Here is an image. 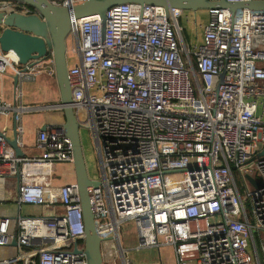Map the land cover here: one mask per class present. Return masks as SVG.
<instances>
[{"label": "built area", "instance_id": "built-area-1", "mask_svg": "<svg viewBox=\"0 0 264 264\" xmlns=\"http://www.w3.org/2000/svg\"><path fill=\"white\" fill-rule=\"evenodd\" d=\"M47 1L68 8L86 0ZM205 11L201 37L188 45L178 24L184 11L176 8L165 16L160 6L113 5L103 32L98 15L70 21L77 57L66 69L71 108L90 133L100 172L98 189L87 197L96 234L115 240L121 264L123 222L134 224L137 249L169 246L175 264H264V157L252 162L264 147V12ZM41 68L0 52V75L32 80ZM22 111L0 100V117L16 124ZM4 137L2 127L0 178L17 175L18 164H72L60 126L37 131L36 157H13ZM58 195L59 213L0 218V249L13 251L0 264H86L76 184L61 186ZM23 205H43L42 189L19 185L17 210Z\"/></svg>", "mask_w": 264, "mask_h": 264}, {"label": "water", "instance_id": "water-1", "mask_svg": "<svg viewBox=\"0 0 264 264\" xmlns=\"http://www.w3.org/2000/svg\"><path fill=\"white\" fill-rule=\"evenodd\" d=\"M122 3L160 6L163 8L165 16H167L168 8L189 12L227 9L230 14L241 8L264 12V0L248 3H229L226 0L213 3L202 0H86L79 5L68 8L53 6L47 0H0V52H12L19 65L33 67L50 57L54 66L56 82L59 87V105L64 118V123L60 125V128L70 142L72 149V165L84 227L82 245L86 264L102 263L100 245L103 239L96 234L93 214L87 197V192L90 189L97 190L100 183L88 179L84 168L78 134L81 127L77 123L71 108V91L66 79L65 38L69 32L71 19L91 15L99 16L101 32H103L105 11L113 5ZM22 6L29 10L24 11ZM20 71L25 73L23 69ZM221 76L222 73L219 74V79ZM12 81L15 89L20 79L13 76ZM15 128L16 124L12 118L11 139L4 137V140L13 151L14 156L22 158L23 154L16 143ZM45 129L46 127H41L39 131ZM260 153L264 157V147ZM245 179L251 187H258V183L249 176H245ZM11 246H15L14 240L11 241ZM73 252H76L75 248Z\"/></svg>", "mask_w": 264, "mask_h": 264}, {"label": "crops", "instance_id": "crops-1", "mask_svg": "<svg viewBox=\"0 0 264 264\" xmlns=\"http://www.w3.org/2000/svg\"><path fill=\"white\" fill-rule=\"evenodd\" d=\"M66 55V52H65ZM76 60V59H75ZM73 61L66 68L76 64ZM66 63V58H65ZM40 72L31 79H21L13 88V75L8 71L0 75V100L14 103L20 106L23 111L16 123L21 129L18 139L22 143L20 148L23 157H36L39 151L34 148L35 135L41 127L60 126L64 123L62 110H46V106L59 105V87L56 82L54 66L51 58L41 61ZM16 93V100L13 101V95ZM49 111L56 113H48ZM6 129V137L11 139V118L0 117V128ZM79 134V131H78ZM80 140V136H79ZM82 158L87 178L95 180L87 173L85 162L87 153L85 152L80 140ZM10 154L14 156L13 151L7 145ZM18 174L13 177L0 178V218L8 217L15 220L18 216L39 217L56 214L61 211L59 205L58 190L61 186L75 183V174L72 164H57L50 168H39L17 165ZM19 185L39 186L43 193V205L21 206L19 210L16 207L17 187ZM49 207H52V211Z\"/></svg>", "mask_w": 264, "mask_h": 264}, {"label": "rangeland", "instance_id": "rangeland-1", "mask_svg": "<svg viewBox=\"0 0 264 264\" xmlns=\"http://www.w3.org/2000/svg\"><path fill=\"white\" fill-rule=\"evenodd\" d=\"M193 14L195 16V24L193 23ZM207 20V15L205 10H199L193 12L184 11L182 17L178 20V24L181 31V37L185 45L193 44L199 41L202 28L205 25ZM74 42L70 34L65 38V58L67 66L70 65L73 61L77 59L74 51ZM260 107L258 108V112ZM48 113H56L49 111ZM262 120L264 122V107ZM79 136L82 142V146L87 153V161L85 166L87 168V173L89 176H92L94 179H100L99 166L97 161V156L94 148L93 141L91 139L90 133L85 128L79 129ZM261 149L258 148V152L252 157V162L260 158ZM251 176L258 182L260 178L255 172L251 173ZM235 182L239 188V193L243 196V190L240 188L241 183L237 175H234ZM248 187V186H247ZM249 189V187L247 188ZM52 211V207H49ZM117 238L119 248L122 251L123 260L126 264H175L172 249L169 246L160 245L158 248L149 247V248H139L137 249L136 235L134 224L131 222H123L117 228ZM160 242V238L158 239ZM13 253L12 249H0V259L7 258ZM100 253L102 258L101 264H107L113 262V264H121L120 258L117 253V247L114 239L104 240L100 245ZM189 264H193L192 262Z\"/></svg>", "mask_w": 264, "mask_h": 264}, {"label": "flooded vegetation", "instance_id": "flooded-vegetation-1", "mask_svg": "<svg viewBox=\"0 0 264 264\" xmlns=\"http://www.w3.org/2000/svg\"><path fill=\"white\" fill-rule=\"evenodd\" d=\"M20 6H21V5H20ZM22 7L24 8V11H25V10H28L26 7H24V6H22Z\"/></svg>", "mask_w": 264, "mask_h": 264}, {"label": "trees", "instance_id": "trees-1", "mask_svg": "<svg viewBox=\"0 0 264 264\" xmlns=\"http://www.w3.org/2000/svg\"><path fill=\"white\" fill-rule=\"evenodd\" d=\"M28 9V8H27ZM29 10V9H28ZM31 10V9H30Z\"/></svg>", "mask_w": 264, "mask_h": 264}]
</instances>
